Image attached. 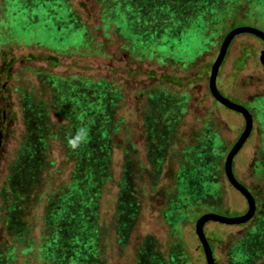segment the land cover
I'll list each match as a JSON object with an SVG mask.
<instances>
[{
    "label": "rangeland",
    "instance_id": "1",
    "mask_svg": "<svg viewBox=\"0 0 264 264\" xmlns=\"http://www.w3.org/2000/svg\"><path fill=\"white\" fill-rule=\"evenodd\" d=\"M263 1L233 27L264 32ZM121 3L111 9L108 0H0V228L7 229L0 230V264H51L37 256V246L34 254L26 253V238L33 245L39 242L46 198L69 190L70 177L76 182L79 164L70 159L75 150L72 153L68 139L92 123L104 137L112 113L119 120L112 126L120 128L113 135L108 176L100 187L90 188L102 229L103 264H136L139 250L144 256L161 257L158 264L186 259L187 264H206L194 229L197 216L213 212L232 217L247 209L245 198L223 172L224 158L244 119L219 104L208 89L221 41L202 35L199 18L188 30H174L172 19L163 30L150 29L143 13L136 20L131 8ZM144 26H150L147 37ZM263 46L252 34L236 35L216 79L223 96L252 114L251 133L232 167L236 178L248 188L257 187L259 194L248 222L205 223L216 264H264ZM242 54H247L245 62ZM6 67L8 74L3 73ZM206 122L214 135L210 144L202 140ZM42 140L48 141L46 158ZM104 141L102 150L108 145ZM90 158L92 165L97 159ZM43 162L45 168L32 182V169ZM126 164L133 171L138 214L127 212L120 224L121 192L132 193ZM14 175L24 179L21 187L29 191L38 184L27 200L31 214L22 217L20 225L9 215L21 199ZM87 183L99 184L92 179ZM132 199L130 195L127 204L135 206ZM194 207L198 211L192 213ZM187 216L192 222L182 223ZM23 226L33 227L32 232H16ZM122 233L128 237L126 244L119 238ZM177 233L179 244L173 245ZM177 248L180 258L174 253Z\"/></svg>",
    "mask_w": 264,
    "mask_h": 264
},
{
    "label": "trees",
    "instance_id": "2",
    "mask_svg": "<svg viewBox=\"0 0 264 264\" xmlns=\"http://www.w3.org/2000/svg\"><path fill=\"white\" fill-rule=\"evenodd\" d=\"M119 1L122 2L121 5L126 4L129 6L130 1L133 0H108V7L111 9L115 8L114 5H116ZM222 2L227 3L224 4ZM259 2H262V0H134V3L132 2L133 4L129 7L131 8V14L136 17V20L138 18L137 16H141L143 13V16H146L147 18L146 22L149 25L151 22V27L144 26L143 37H147V30L149 27L150 29L153 27L154 30H163L167 20L168 26L170 24L169 21L172 19V26L174 27V30L181 31L190 29L193 22L199 18L201 21L199 27L202 35L207 34L211 41H221L226 32L233 27L238 20L242 19L241 15L248 14L249 12H252L253 14V9L254 7H257V4L260 5ZM135 4L136 6H134ZM152 11H154V13L153 15H150ZM151 16H155L152 21L149 19ZM156 19H158L157 22H155ZM245 55L242 54L240 57V60L243 62H245ZM11 62L9 63V66ZM3 73H9L7 67L4 69ZM166 84H168V82ZM104 115H97L96 117L103 119ZM108 117L109 119L107 120V123L110 121V124L106 125L105 128L109 126L110 129L104 137L99 134L97 125L92 123L91 126H88V140L84 143L86 146L82 144L83 146L75 149V155L72 157L70 156L72 162L76 160L79 164V169L75 177L76 182L74 183V177L73 181H71L70 177V181L68 182L70 187L69 190H65L58 196L46 198L44 202L46 204L45 211L42 215V227L40 229L41 238L39 242L36 241L37 244L34 243L33 245V240L30 237H27L26 239H30V242L27 243V245L23 243V245H25L28 249L26 253L31 252L34 254V249L37 246V256L44 257L45 259L47 258L48 262L50 261L51 264H103V259L100 256V252L102 250L101 240L103 239L102 229L100 228L97 218V202L90 199L93 195L90 188L96 189L100 187L101 182L108 176L107 170L112 151L113 135L118 131H116V129L120 128L119 125L112 126V124L118 123L119 121L113 113ZM73 118L75 117L73 116ZM204 126L202 135L206 137L202 140H204V142L206 140V143L210 144L213 142L212 136L214 135L212 134L208 122H206ZM70 133H72V131H70ZM102 140H105L104 143L108 144L106 147L107 150H105L106 148H103L104 150L101 149L103 147V143H100ZM41 143L45 146L44 155L46 158L48 141L42 140ZM36 147H38V143L36 144ZM222 152L223 151H221V155ZM29 155L30 153L28 156ZM90 156H93V159H97L92 163V165H90L92 162ZM106 158L108 159L105 160ZM260 158L264 163V148L260 151ZM44 163L45 162H43L41 166L34 167V169H32L30 174L32 182H37L38 175L40 176L41 170L45 168ZM126 163H129V161ZM132 173L133 171L128 164L126 166L125 179L128 181L129 186L132 189V193L124 190L121 192L118 202L120 212L118 211L117 213V215L121 214L122 217L120 224L123 218H127L125 217L127 212H131L132 216H136L138 214H136V212H138L136 211L138 210V201L136 200L135 195H133V188L135 187L133 185ZM90 179L98 182L99 184L96 183L95 185L92 184V186H90L87 183ZM208 179H210V177H208ZM23 181L24 179L22 177H18L16 175L13 176L12 182L16 185V188L18 189L16 193H18L21 199H17L18 202L13 204V208L10 210L9 215L18 225L22 222V217L25 218L31 214V202L27 200L29 197H33L38 185L34 183L29 191L24 187H21ZM4 184L5 181L3 185ZM249 188L255 197L257 205V198L259 196V194L255 192L257 187ZM130 195L133 197L132 200L135 206L127 204ZM196 211H198V207H194L191 212L193 213ZM192 220L193 219H190V217L187 216V219L184 217L182 223L192 222ZM32 228H26L23 226V228L19 227L16 232L22 231L26 235V233L30 234L32 232ZM0 230H5V232H7V229L5 228H0ZM174 235L178 236V233ZM120 236L121 237L119 238H121L123 243L126 244L128 240L126 234L122 233ZM10 238L12 237L10 236ZM177 239L178 240L174 241L173 245L179 244L180 237L178 236ZM180 252L181 251L178 248L175 249L174 253L178 258H180V256H178ZM160 258L161 257L156 254L144 256L143 252H140L139 250V252H137L136 264H144L148 262L151 264H158V259ZM141 260L146 262L141 263ZM187 261L188 260L186 259L184 261L185 263L181 264H187Z\"/></svg>",
    "mask_w": 264,
    "mask_h": 264
},
{
    "label": "water",
    "instance_id": "3",
    "mask_svg": "<svg viewBox=\"0 0 264 264\" xmlns=\"http://www.w3.org/2000/svg\"><path fill=\"white\" fill-rule=\"evenodd\" d=\"M241 33H249L264 42V32L251 26H237L230 29L221 40L218 53L215 59L212 62L210 67L209 75H208V89L211 96L221 105L240 113L244 119V127L238 138L232 144L223 161V172L224 175L229 182V184L237 190L246 200L247 209L240 215L226 217L213 212H205L197 217L195 220V234L200 242V246L202 247L206 264H216V260L213 256L212 249L207 240V237L204 232V225L208 221H214L223 224H242L251 220L256 212L257 205L256 200L252 192L249 190L247 186L242 184L234 175L233 172V159L238 151L241 149L243 144L246 142L249 137L252 127H253V117L251 112L243 105L235 103L225 96L221 94L219 91L216 79L219 71V67L227 53L228 47L232 41V39ZM259 60L261 65L264 67V49L260 51Z\"/></svg>",
    "mask_w": 264,
    "mask_h": 264
},
{
    "label": "clouds",
    "instance_id": "4",
    "mask_svg": "<svg viewBox=\"0 0 264 264\" xmlns=\"http://www.w3.org/2000/svg\"><path fill=\"white\" fill-rule=\"evenodd\" d=\"M88 140L87 128H80L74 137L68 139L67 143L70 149L75 150L80 147L81 144L86 143Z\"/></svg>",
    "mask_w": 264,
    "mask_h": 264
},
{
    "label": "flooded vegetation",
    "instance_id": "5",
    "mask_svg": "<svg viewBox=\"0 0 264 264\" xmlns=\"http://www.w3.org/2000/svg\"><path fill=\"white\" fill-rule=\"evenodd\" d=\"M264 47V46H263ZM255 98V96L254 97H251V98H248V100H250V99H254ZM220 104V103H219ZM249 110V109H248ZM257 210V209H256Z\"/></svg>",
    "mask_w": 264,
    "mask_h": 264
}]
</instances>
